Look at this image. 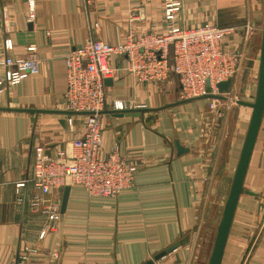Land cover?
Wrapping results in <instances>:
<instances>
[{
	"label": "crops",
	"instance_id": "obj_1",
	"mask_svg": "<svg viewBox=\"0 0 264 264\" xmlns=\"http://www.w3.org/2000/svg\"><path fill=\"white\" fill-rule=\"evenodd\" d=\"M29 1L0 0V62L6 56H26L29 46L35 47L38 60L36 75L0 88V264H12L25 248L38 264L51 263L52 252L59 254L55 264H144L184 238L186 243L152 264H208L192 233L207 197L205 184L225 157L223 210L251 114L237 106L230 133L229 112L219 108L229 97L178 103L183 100L175 75L163 82H137L126 69V57L113 56L108 64L114 73L105 85L108 107L100 120L102 153L118 148L136 166L133 186L115 198H89L82 186L67 185L66 206L63 212L60 207L54 230L39 238L52 222L31 208L33 188L16 189L15 184L30 176L36 147L45 148L47 155L58 148L69 151L70 143L83 135L84 116L63 105L64 58L70 50L90 39L118 45L127 37L161 34L171 23L235 28L223 47L243 52L242 69L250 70L243 96L249 97V87H256L250 53L261 38L264 4L180 0L169 21L163 0H31L30 19ZM6 39L10 50L3 47ZM3 70L0 66V76ZM240 75L229 88L235 98L242 97L236 92ZM211 100L215 110H209ZM115 101L141 110L140 115H116L109 107ZM175 142L185 151L179 154ZM243 188L250 194L239 198L221 264H264V114ZM63 190L56 196L60 206Z\"/></svg>",
	"mask_w": 264,
	"mask_h": 264
},
{
	"label": "built area",
	"instance_id": "obj_2",
	"mask_svg": "<svg viewBox=\"0 0 264 264\" xmlns=\"http://www.w3.org/2000/svg\"><path fill=\"white\" fill-rule=\"evenodd\" d=\"M164 14L169 21L181 7L180 0H163ZM34 4L28 2V18L33 16ZM247 33L250 28L244 26ZM237 29L222 28L209 22L195 27H180L170 24L161 34H149L141 38L127 37L118 45L99 40H88L82 47L74 48L64 58L66 89L63 105L67 111L84 116V132L70 143V150L56 149L47 155L46 149L38 146L31 174L15 184L23 188L29 184L34 193L31 208L47 216L52 225L42 230L53 231L60 217V201L56 198L67 185L84 188L89 198H115L133 186L136 166L127 163L118 148L102 153L101 115L107 109L104 80L113 76L109 67L113 56H125L127 71L137 82H163L170 74L175 75L184 99L216 94L217 84L239 75L244 54L223 47L224 39L235 35ZM247 35L245 34V37ZM5 50L12 48L9 39L4 40ZM26 56H6L0 62L3 74L0 88L17 85L27 76L38 73L35 47L26 48ZM113 111L130 110V105L115 101L109 106ZM209 110L216 109L215 100ZM12 264H38L29 259V248L23 250ZM52 262L58 260V252H52Z\"/></svg>",
	"mask_w": 264,
	"mask_h": 264
},
{
	"label": "water",
	"instance_id": "obj_3",
	"mask_svg": "<svg viewBox=\"0 0 264 264\" xmlns=\"http://www.w3.org/2000/svg\"><path fill=\"white\" fill-rule=\"evenodd\" d=\"M251 63H249V66ZM111 82L110 79L104 80V85H109ZM231 81H225L217 84V89L220 94L227 92L230 88ZM199 98H209L215 100H227V97L220 96L217 94H206ZM198 99V98H192ZM192 99H185L178 103H184L186 101H190ZM236 104L244 107H248L251 109V114L249 118V122L247 125V129L244 135V140L240 149L239 157L237 160V164L235 170L233 172L232 181L230 184V189L224 203V207L222 210L221 218L219 224L217 226L214 243L212 246V250L209 256L208 264H221L224 249L226 246L227 238L229 235V231L232 225L233 217L236 211V207L239 201V198L242 194H250L249 191L243 188L245 175L248 169V164L251 158V154L254 148V144L256 141V137L260 128V124L262 121V117L264 114V12H263V21H262V32L260 38V49H259V62H258V71H257V79H256V87H255V95L254 100L252 102H246L241 100H236ZM118 116H122L123 114L129 116H139L141 110H122V111H112ZM73 113V112H71ZM82 114V113H81ZM175 147L177 152L180 154L185 151L177 142H175ZM69 187L65 186L61 199V211H64L66 206V200L68 196ZM187 239L184 238L178 242H175L168 246L165 250L159 252L153 257V260H159L166 254L174 251L180 245L186 243ZM152 261L145 262L144 264H152Z\"/></svg>",
	"mask_w": 264,
	"mask_h": 264
},
{
	"label": "rangeland",
	"instance_id": "obj_4",
	"mask_svg": "<svg viewBox=\"0 0 264 264\" xmlns=\"http://www.w3.org/2000/svg\"><path fill=\"white\" fill-rule=\"evenodd\" d=\"M261 6L264 4V0H260ZM261 17L259 16V19ZM262 21V20H261ZM262 26V22H261ZM254 49L251 51L250 56L251 58L254 59L255 65L252 67L253 69V84L256 86V79H257V71H258V62H259V49H260V41L254 42ZM250 70L245 68L242 69L240 72V79L239 84L240 87L236 88V92L238 95H242V97L235 98L232 95V92L228 90L227 92L222 93L224 97H229L230 100H228V103H220L221 105L219 106L220 110L222 112H229V119L231 120V125L228 124L229 128L228 130L230 133L233 130V123L236 120V110L237 106H240L236 104V100H241L245 101V99H248V102H252L254 100V95H255V89L249 87V97H244V91H245V86H246V81L247 76L249 75ZM252 72V71H251ZM238 79V80H239ZM245 81V82H244ZM219 95L220 93L217 91L216 93ZM179 98L181 100H185L180 94H178ZM221 96V95H220ZM232 96V97H230ZM220 101V100H219ZM247 102V101H246ZM217 107V105H216ZM236 109V110H235ZM245 112L251 111L250 108L245 107ZM229 133V134H230ZM226 158L222 157L221 160L219 161V165L216 167L215 173L212 175L211 179H208L206 181V195L207 197L204 198V205L201 207L200 211V217L198 220V223L194 230L192 231L193 237L195 239L194 246L198 250L199 254L203 259H207L210 256L212 246L214 243V238L217 230V226L219 224L220 218H221V211H222V198H223V192H220V188L222 186V179L226 177ZM228 182V179H227Z\"/></svg>",
	"mask_w": 264,
	"mask_h": 264
}]
</instances>
